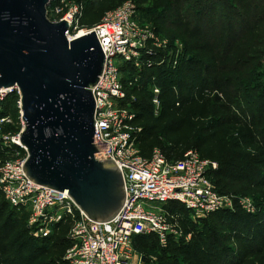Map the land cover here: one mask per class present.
<instances>
[{
	"label": "trees",
	"instance_id": "16d2710c",
	"mask_svg": "<svg viewBox=\"0 0 264 264\" xmlns=\"http://www.w3.org/2000/svg\"><path fill=\"white\" fill-rule=\"evenodd\" d=\"M127 1L84 0L79 23L92 29L108 12ZM145 1L139 0V3ZM231 1L233 12L219 20L213 18L216 14L212 16L216 4L202 2L197 21L203 25L195 31L188 16L182 15L184 5L190 0H158L178 7L179 28L191 40L194 57L158 76L155 74L159 67L157 56H147L142 69L155 80L153 87L159 89L160 107L157 110L153 103L154 90L146 91L143 102L128 99L124 106L135 114L132 125L141 130L137 147L146 159L158 149L170 162H175L187 151L195 150L201 159L219 164L218 170L210 175L219 193L235 196L254 193L264 197V102L254 100L250 90L247 92L240 85L251 61L247 53L258 57L264 54V0ZM208 13L211 19L206 21ZM156 32L159 34V29ZM122 67L136 69L129 64ZM262 93L263 98L264 91ZM18 101L16 93L9 94L0 104L3 108L0 118L11 116L17 123ZM251 102V107H243ZM4 130L17 133L20 127L6 126ZM18 150L21 156L26 155ZM15 155L16 152L0 147V166ZM167 208L182 216L180 224L187 235H192V240L189 243L171 240L168 247L163 248L155 235L139 236L134 241L136 251L145 254L170 248L187 264H207L212 254L187 224L184 213L188 215L190 211L173 203ZM29 217L27 210L13 208L0 193V264H61L66 249L72 247L69 234L74 221L66 217L56 225L52 235L35 238L28 225ZM211 217L229 232L243 230L252 244L264 248L263 212L240 214L226 210L202 221ZM166 261L167 257H159V264H179L178 259ZM227 261L225 264H231Z\"/></svg>",
	"mask_w": 264,
	"mask_h": 264
},
{
	"label": "built area",
	"instance_id": "2783aa9c",
	"mask_svg": "<svg viewBox=\"0 0 264 264\" xmlns=\"http://www.w3.org/2000/svg\"><path fill=\"white\" fill-rule=\"evenodd\" d=\"M82 11V5L76 6L60 21H67L71 29L76 28ZM134 13L129 0L108 12L100 24L83 31V35L97 33L106 57L104 73L93 91L95 143L100 148L96 159L114 161L123 174L126 189L125 205L112 221L90 220L69 194L39 186L27 177L24 172L27 152L21 144L25 129L21 93L18 88L0 89V104L9 94L19 96L17 123L11 116L0 118V147L16 152L15 158L0 166V193L13 208L29 210L28 225L35 238L52 235L56 225L66 217L74 221L69 234L73 245L64 258L67 264H133L134 261L146 264L134 248L135 238L155 235L163 248L171 240L186 241L190 237L180 226L179 216L165 209L172 203L184 206L200 219L233 209V199L219 193L210 179L219 168L217 162L201 159L195 150L187 151L175 162H170L158 149L149 159L140 156L137 136L141 130L132 125L135 114L124 106L127 97L121 67L129 64L141 69L145 58L157 53L153 43L159 40L154 33L140 29ZM168 48L164 45L163 51ZM158 95L159 89H155L153 102L157 110ZM16 125L19 132H5L6 126ZM18 149L26 155L21 156ZM242 204L246 209L250 206L247 201ZM248 212L255 210L248 208Z\"/></svg>",
	"mask_w": 264,
	"mask_h": 264
},
{
	"label": "water",
	"instance_id": "95a60500",
	"mask_svg": "<svg viewBox=\"0 0 264 264\" xmlns=\"http://www.w3.org/2000/svg\"><path fill=\"white\" fill-rule=\"evenodd\" d=\"M52 0H0V89L18 88L25 129L24 172L70 195L92 221H112L126 189L95 143L94 89L106 66L97 33L69 39L70 24L49 17Z\"/></svg>",
	"mask_w": 264,
	"mask_h": 264
},
{
	"label": "rangeland",
	"instance_id": "374dc122",
	"mask_svg": "<svg viewBox=\"0 0 264 264\" xmlns=\"http://www.w3.org/2000/svg\"><path fill=\"white\" fill-rule=\"evenodd\" d=\"M83 1L84 0H52L48 9L50 19L53 22H60L61 19L69 14L71 9L76 6H83ZM131 1L135 10L133 16L140 29L145 32L154 33L155 37L159 40L153 43V48L157 53L148 55L157 56L156 60L158 61L157 64L159 67L156 69L155 74L158 76L162 74L165 75L167 73L164 71L169 69L173 71L175 68V61H177L178 65L179 63L186 62L189 58L194 57L191 40L179 28L181 17L178 15L179 11L176 5L163 4L158 2V0H147L143 3H139V0ZM202 2L206 5H211L212 3L216 4L214 5L215 10L213 11L214 14H212V16L216 14L213 18H216L217 20L222 19V17H229L234 10V5L231 0H190V3H185L186 5H184L182 15L185 17L188 16L189 22L193 23L192 29L194 30H200L203 25L202 22L199 24L200 21H197L200 14L198 7ZM194 18L196 19L195 24ZM207 19H211L210 13L207 14L205 20L207 21ZM156 29H159V34H157ZM83 30L86 31L88 29L78 23L76 28L70 30V35L74 36ZM164 45L168 47L171 46L172 53L170 55L168 54L171 52L169 48L167 51H163ZM247 54L248 55L246 56L250 57L251 61L248 64L249 70L245 74V80L240 82L241 88L246 89L247 92L250 90V95L254 100L264 102V97H260L263 95L262 92L264 91V54L260 57L249 52ZM136 69H132L131 67L125 70V67H121L123 85L124 87L126 86L124 88L127 97L126 101L129 99V102H143L146 96V91L147 93H151V91L154 90L155 94V88L153 87L155 80L149 77L144 69ZM131 80H133V84L130 85ZM147 82L149 83L145 84ZM135 85L138 86L135 87ZM252 104L253 103L251 102V104L247 106L244 105L243 107L249 108ZM139 154L142 158L146 159L142 156L140 151ZM227 195L233 199V209L231 210L233 213H249L248 208L255 210L253 213L250 212L251 214H257L258 212L264 213V197L262 196L254 193L240 194L239 196H235L234 194ZM243 201L250 203V206H247V209L244 208L242 204ZM146 209L148 208L146 207ZM165 209L169 213L174 214L170 211V208ZM27 212H29V210ZM184 214L185 220L188 221L187 224L193 230L196 239L202 241L212 254L207 264H225L227 260V262L231 264H264V248H262V245L252 244L243 230L229 232L227 227L217 221L215 217L202 221V219L195 217L191 213H188V215L186 213ZM178 216L180 217L181 215L179 214ZM187 236L190 238L182 242L189 243L192 240V235ZM69 242L70 246L73 245L72 240ZM69 249L70 248L66 249L65 256ZM165 250L166 251L164 252L161 249L159 251L157 249L156 251H148L145 254L137 253L145 258L146 264H159V257H167L166 262L169 263L178 259L179 264H187L183 259L178 258L170 248ZM225 254L227 256H225ZM136 263L137 262L134 261L133 264ZM61 264H66V262L63 260Z\"/></svg>",
	"mask_w": 264,
	"mask_h": 264
},
{
	"label": "bare ground",
	"instance_id": "6f19581e",
	"mask_svg": "<svg viewBox=\"0 0 264 264\" xmlns=\"http://www.w3.org/2000/svg\"><path fill=\"white\" fill-rule=\"evenodd\" d=\"M84 31V30H83ZM83 31H80L79 33H77L76 35H74V36H69V39L70 40H73L74 39V37H76L77 35H80V36H82L83 34H84V32Z\"/></svg>",
	"mask_w": 264,
	"mask_h": 264
}]
</instances>
